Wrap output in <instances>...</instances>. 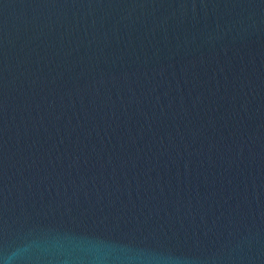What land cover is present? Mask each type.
Listing matches in <instances>:
<instances>
[{
    "label": "water",
    "instance_id": "1",
    "mask_svg": "<svg viewBox=\"0 0 264 264\" xmlns=\"http://www.w3.org/2000/svg\"><path fill=\"white\" fill-rule=\"evenodd\" d=\"M0 264H264V0H0Z\"/></svg>",
    "mask_w": 264,
    "mask_h": 264
}]
</instances>
